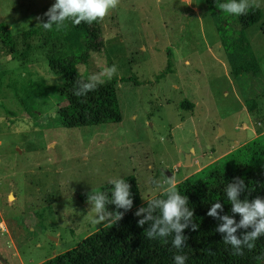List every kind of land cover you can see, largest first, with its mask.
Returning <instances> with one entry per match:
<instances>
[{"label": "rangeland", "instance_id": "obj_1", "mask_svg": "<svg viewBox=\"0 0 264 264\" xmlns=\"http://www.w3.org/2000/svg\"><path fill=\"white\" fill-rule=\"evenodd\" d=\"M54 3L0 0L12 41L0 43V264H41L108 225L94 223L88 194L113 179H133L145 203L168 177L218 170L219 158L264 135V0H250L262 18L246 31L260 72L237 79L203 0H120L97 21L103 52L76 73L88 80L117 66L121 120L71 129L32 90L62 84L47 66L68 55L62 42L30 33Z\"/></svg>", "mask_w": 264, "mask_h": 264}, {"label": "trees", "instance_id": "obj_2", "mask_svg": "<svg viewBox=\"0 0 264 264\" xmlns=\"http://www.w3.org/2000/svg\"><path fill=\"white\" fill-rule=\"evenodd\" d=\"M227 2L229 0H203L205 8L217 20L220 44L233 78L256 76L260 66L250 51L246 31L261 20V12L249 7L246 14H228L218 7ZM65 24L67 26L59 31L55 25L52 30H46L42 25L31 30L32 35L44 42L59 39L68 53L64 58L47 61L50 71L61 78L60 86L37 85L31 89L39 96L49 97L56 102L59 106L58 119L63 128L119 123L121 113L116 95L117 79L106 80L87 95H74V91L80 89L78 81L87 82L76 73V66L87 65L92 54H101L104 50L103 34L98 22L75 25L67 20ZM262 32L264 35V27ZM0 43L4 47L12 44L10 31L1 24ZM170 66L168 61L167 68ZM167 72L165 70L161 75ZM182 106L191 108L188 102ZM252 106L253 103L250 108ZM217 167L218 170L207 168L195 173L177 185L179 193L188 197L187 207L193 212L190 222L181 220L182 224L188 223V227L180 233L186 237L181 249L173 246L175 232L164 238L149 239L146 235L155 220L160 218V211L156 209L151 213L153 218L148 219L149 203L155 199H166L164 192L144 203L137 183L126 178L124 180L131 186L132 207L117 209L115 204L106 205L107 212L115 216L118 211L123 213L122 218L87 236L73 249L41 264H175L174 256L177 254L187 257L185 264H264V236L254 241L251 250L244 247L242 254H235V249L224 243L226 234L216 231L224 222L223 216H231L237 224L242 218L231 211L232 205L226 195L228 185L236 183L237 178L243 179L246 186L240 193V200L264 198V135L219 158ZM112 191L113 185L108 184L97 192L105 193L111 200ZM217 202L222 205L221 209H217L218 216H209L213 204ZM141 220L145 221L142 227L139 224ZM193 224L199 225L196 231L192 230ZM251 230L239 228L236 235L242 236Z\"/></svg>", "mask_w": 264, "mask_h": 264}, {"label": "clouds", "instance_id": "obj_3", "mask_svg": "<svg viewBox=\"0 0 264 264\" xmlns=\"http://www.w3.org/2000/svg\"><path fill=\"white\" fill-rule=\"evenodd\" d=\"M119 3L120 0H55V3L44 13L48 17L47 22L40 24L46 30H52L53 25H55L56 30L59 31L67 26L65 24L67 20H71L75 25H79L81 22L91 24L94 21H103L112 10L117 8ZM250 6H252L250 0H229L227 3L218 5L221 11L237 16L246 14ZM117 71V66L113 64L110 68L90 75L87 82L78 81L80 89L74 91V95L80 97L96 90L98 85L105 82V78L111 80ZM110 183L113 185L111 200L103 192L92 191L88 194V203L93 205L91 212L95 214L94 223L101 224L105 220L113 222L122 218L123 213L117 211L113 216V213L107 212L106 205L108 204H115L117 209H130L132 207L133 201L130 198L131 186L129 183L122 178L113 179ZM164 183L166 185L164 194L167 198L150 201L147 209L149 211L148 219L153 218L151 213L156 209L160 211V218L155 220L152 229L147 231L146 235L149 239L164 238L175 232L176 235L172 241L173 246L181 249L186 237L180 233L188 227V223L182 224L181 220L190 222L193 212L189 211L187 207L188 197L182 196L177 190L178 181L176 177L174 175L171 178L168 177ZM245 187L244 180L237 178V182L229 184L226 189L227 198L232 205L231 211L242 217L239 224L231 216L225 215L222 217L223 224L216 229V231L226 234L224 243L231 245L235 249V254H242L244 247L251 250L254 247V241L264 236V198L257 197L252 201L240 200V193ZM221 208L220 203L213 204L208 215L218 216L217 209ZM141 211H145V209H141ZM144 223V220L139 221L141 227ZM198 228V224H193V231ZM239 228H251L252 230L246 231L242 236H237L236 233ZM186 259L187 257L184 255L177 254L174 256L175 264H185Z\"/></svg>", "mask_w": 264, "mask_h": 264}, {"label": "water", "instance_id": "obj_4", "mask_svg": "<svg viewBox=\"0 0 264 264\" xmlns=\"http://www.w3.org/2000/svg\"><path fill=\"white\" fill-rule=\"evenodd\" d=\"M189 159H190V156L187 155V160H186L185 164H189Z\"/></svg>", "mask_w": 264, "mask_h": 264}]
</instances>
